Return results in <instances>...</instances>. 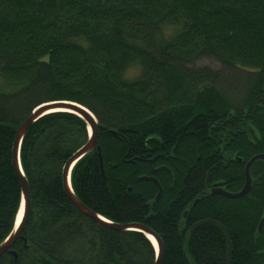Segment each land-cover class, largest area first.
<instances>
[{
	"label": "trees",
	"instance_id": "1",
	"mask_svg": "<svg viewBox=\"0 0 264 264\" xmlns=\"http://www.w3.org/2000/svg\"><path fill=\"white\" fill-rule=\"evenodd\" d=\"M204 56L218 68L195 66ZM54 100L81 104L97 121L105 178L95 149L70 176L85 206L153 230L160 264H264V162L252 164L244 196L210 190L239 191L244 164L264 153V0H0V242L21 200L15 132ZM86 127L56 111L24 134L29 248L16 240V256L7 251L0 264H153L142 232L98 224L64 192L62 167L87 141ZM144 175L158 180V199ZM204 218L227 228L228 263L216 223L188 230Z\"/></svg>",
	"mask_w": 264,
	"mask_h": 264
},
{
	"label": "water",
	"instance_id": "2",
	"mask_svg": "<svg viewBox=\"0 0 264 264\" xmlns=\"http://www.w3.org/2000/svg\"><path fill=\"white\" fill-rule=\"evenodd\" d=\"M37 108L31 112V114L25 118L21 124L18 126L14 140L12 143L11 148V160H12V166L13 169L19 179L20 187H21V216L20 219L17 222L14 223L12 230L9 232V234L0 242V256L5 253L6 251L11 252L13 255H16V253L11 250V245L19 238H23L22 230L23 225L25 223L26 216L29 211V184L27 181V178L20 166L19 163V151H20V144L21 140L26 133V131L29 129V127L32 125L34 121H36L38 118L42 117L45 114L56 112V111H69L72 113L77 114L78 116L82 117L83 120L89 125V132H88V138L87 141L79 147L73 154L69 156V158L66 160V162L63 165L61 176H62V186L64 189L65 194L69 198V200L73 203V205L83 214L90 217L94 221H96L98 224L109 227L114 230L119 231H125V230H133V231H140L144 233L146 236L150 235L154 241L156 246L153 245L154 251H155V259L153 264H160L162 259V243L160 237L149 227L142 223H115L111 222L107 218L103 217L102 215L96 213L95 211L89 209L86 207L83 203L79 201V199L75 196L71 184H70V176H71V170L73 165L86 153L92 151L93 149L97 150V157L99 160V165L101 168V174L102 177L105 178L104 170L102 167V161H101V152L100 147L97 144L98 140V127H97V121L95 116L83 105L67 101V100H56V101H49L44 102L36 106ZM112 132V131H111ZM112 134L116 135V133L112 132ZM256 159H263L264 160V154H257L253 157H251L245 164V175H246V183L245 185L237 192H229L225 189H223L220 186H213L210 190L212 193L220 194L228 198H237L242 195H244L250 187L251 182V176H250V166ZM153 181H156L153 178H150ZM159 184V183H158ZM159 186V185H158ZM160 195V187L159 192L156 199ZM197 200H195L196 202ZM264 214V211H263ZM213 222L216 223L220 229L223 231L225 238L227 240V252H226V262L228 263L231 257V251H232V244L230 240V236L228 233L227 228L220 223L219 221L213 220V219H202L193 224L191 227V230L195 229L197 226ZM264 222V215L260 218L259 224H258V230L261 229ZM24 240V246L25 248H29V245L26 243V240Z\"/></svg>",
	"mask_w": 264,
	"mask_h": 264
},
{
	"label": "bare ground",
	"instance_id": "3",
	"mask_svg": "<svg viewBox=\"0 0 264 264\" xmlns=\"http://www.w3.org/2000/svg\"><path fill=\"white\" fill-rule=\"evenodd\" d=\"M54 101H56V100H54ZM71 102H73V101H71ZM76 103V102H75ZM37 107L35 106L34 108H33V110L31 111V112H33L35 109H36ZM88 109V108H87ZM89 110V109H88ZM90 111V110H89ZM67 112H69V111H67ZM91 112V111H90ZM72 113V112H71ZM92 113V112H91ZM31 114V113H30ZM75 114V113H74ZM93 114V113H92ZM77 115V114H76ZM82 118V117H81ZM85 121V120H84ZM86 129H87V132H89V130H90V128H89V125L87 124V127H86ZM112 132H114V131H112ZM111 132V133H112ZM114 133H116V132H114ZM96 150V149H95ZM96 152H97V150H96ZM257 154H264V153H257ZM257 154H255V155H257ZM20 155V154H19ZM255 155H253V156H255ZM252 156V157H253ZM256 160H263V159H256ZM256 160H254L253 161V163L256 161ZM19 163H20V158H19ZM252 163V164H253ZM201 164V163H200ZM251 164V165H252ZM20 166H21V163H20ZM100 166V165H99ZM102 167H103V165H102ZM165 168V166H163V165H161V166H158V167H155L154 169L156 170V169H159V168ZM22 168V167H21ZM63 168V167H62ZM101 169V168H100ZM23 170V169H22ZM244 176H245V178H246V175H245V173H244ZM141 179H143V180H150L151 182H153L155 185H156V187H157V193H156V196H157V194H158V192H159V187H160V184H158L159 182H158V180L155 178V177H153L152 175H144V176H141L140 177ZM150 178H153V179H155L156 181H153L152 179H150ZM245 183H246V179H244V183H243V185H242V187L245 185ZM71 184V183H70ZM251 184H252V179H251V182H250V187H249V190H250V188H251ZM159 185V186H158ZM241 187V188H242ZM72 188V187H71ZM248 190V191H249ZM248 191L245 193V194H247L248 193ZM160 193H161V187H160ZM75 194V193H74ZM244 194V195H245ZM76 196V195H75ZM155 196V197H156ZM160 196V195H159ZM243 196V195H242ZM77 197V196H76ZM241 197V196H240ZM29 198H30V193H29ZM78 198V197H77ZM159 198V197H158ZM157 198V199H158ZM238 198V197H237ZM79 199V198H78ZM156 199V198H155ZM79 201L81 202V200L79 199ZM71 202V201H70ZM72 203V202H71ZM82 203V202H81ZM73 204V203H72ZM84 204V203H83ZM85 205V204H84ZM20 206H21V201H20ZM87 207V206H86ZM184 214L185 213H183V216H184ZM85 215V214H84ZM264 215V214H263ZM20 216H21V207H19V211H18V213H17V215H16V218H15V221H14V223L15 222H17L18 223V221H19V219H20ZM88 217V216H87ZM90 218V217H89ZM204 219H211V218H204ZM200 220H202V219H200ZM126 223H134V222H126ZM258 224H259V222H258ZM193 226V225H192ZM191 226V227H192ZM262 228V227H261ZM190 229V231H192L191 230V228H189ZM257 230H258V226H257ZM119 231V230H118ZM258 231H260V230H258ZM140 232V231H139ZM144 234V233H143ZM8 235V234H7ZM145 235V234H144ZM146 236V235H145ZM146 238L151 242V244H152V246L154 245V246H156V244H155V241H154V239L150 236V235H147L146 236ZM19 239V238H18ZM17 239V240H18ZM21 239H25L24 238V236H23V238H21ZM26 240V239H25ZM238 240V239H237ZM23 243H24V240H23ZM26 243H27V241H26ZM25 245V244H24ZM7 252V251H6ZM155 252V251H154ZM232 252V251H231ZM4 254V253H3ZM2 254V255H3ZM1 255V256H2ZM0 256V257H1ZM14 256H16V255H14Z\"/></svg>",
	"mask_w": 264,
	"mask_h": 264
},
{
	"label": "rangeland",
	"instance_id": "4",
	"mask_svg": "<svg viewBox=\"0 0 264 264\" xmlns=\"http://www.w3.org/2000/svg\"><path fill=\"white\" fill-rule=\"evenodd\" d=\"M195 66L197 67H200V66H208V67H211V68H218V63L216 62V60H214L213 58L211 57H207V56H204V57H200L195 63H194ZM132 72V70H131Z\"/></svg>",
	"mask_w": 264,
	"mask_h": 264
},
{
	"label": "flooded vegetation",
	"instance_id": "5",
	"mask_svg": "<svg viewBox=\"0 0 264 264\" xmlns=\"http://www.w3.org/2000/svg\"><path fill=\"white\" fill-rule=\"evenodd\" d=\"M240 160V159H239ZM248 161V160H247ZM263 162H264V160H262ZM246 164V163H245ZM245 164H244V173H245ZM160 166V165H159ZM252 166V165H251ZM251 166H250V168H251ZM249 171H250V169H249ZM250 176H251V174H250ZM251 179H252V177H251ZM264 188V187H263ZM223 189H225V188H223ZM226 190V189H225ZM227 191H229V190H227ZM229 192H232V191H229ZM263 193H264V189H263ZM220 195V194H219ZM221 196H223V195H221ZM244 196V195H243ZM223 197H225V196H223ZM197 202V201H196ZM196 202H194V203H196ZM186 214V213H185ZM199 221V220H198ZM197 222V221H196ZM195 223V222H194ZM194 223H191L190 224V226H189V228H191V226L194 224ZM263 226H264V222H263V225H262V228H263ZM189 228H188V230H189ZM261 228V229H262ZM260 229V230H261Z\"/></svg>",
	"mask_w": 264,
	"mask_h": 264
}]
</instances>
